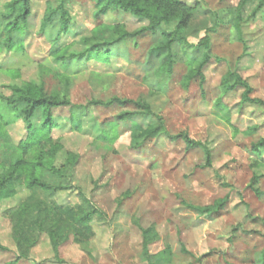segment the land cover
<instances>
[{
  "label": "rangeland",
  "instance_id": "374dc122",
  "mask_svg": "<svg viewBox=\"0 0 264 264\" xmlns=\"http://www.w3.org/2000/svg\"><path fill=\"white\" fill-rule=\"evenodd\" d=\"M10 1L0 0V14ZM59 1L31 0L27 31L20 36L25 50L0 52V94L9 95L10 86L32 83L66 94L79 107L54 112L62 127L53 138L62 139L63 153L80 155L76 187L58 193L56 200L61 206H73L80 203L83 192L104 217L94 222L90 243L80 246L71 237L57 259L44 235L30 259L17 264H149L142 230L151 227L161 240L150 252L169 249L166 264H264V149L260 156L252 153L253 145L264 139V0H183L196 9L183 34L190 47L177 49L171 76L149 58L156 39L150 32L129 38L109 63L64 64L53 58V39L41 29L49 4ZM242 4L238 31L235 24ZM67 9L71 25L59 47H69L72 53L85 51V41L94 33L108 37L109 25H123L132 34L148 26L122 12L97 17L91 0H68ZM205 38L208 50L198 49ZM206 53L210 60L203 69L205 82L196 77L186 85L193 68L190 60H201ZM235 73L253 88L251 98L263 104L241 105L240 88L224 93L225 79L233 84ZM114 97L148 103L154 117L137 122L155 124L160 117L167 134L132 149L131 125L122 124L115 131L106 126L125 109L91 105ZM74 112L83 114L80 129L69 122ZM104 130L117 136L115 142L98 140ZM7 132L16 145L26 137V125L17 121ZM185 136L201 146L187 149ZM62 159L63 154L59 163ZM255 177L260 195L252 188ZM26 195L21 189L16 197L0 200V244L6 248L0 249V264L18 257L10 212ZM222 200L227 203L212 216L189 208Z\"/></svg>",
  "mask_w": 264,
  "mask_h": 264
},
{
  "label": "trees",
  "instance_id": "16d2710c",
  "mask_svg": "<svg viewBox=\"0 0 264 264\" xmlns=\"http://www.w3.org/2000/svg\"><path fill=\"white\" fill-rule=\"evenodd\" d=\"M97 6V17L109 13L130 14L140 20L147 21L148 26L135 34L128 32L123 25L115 24L107 27L108 37H99L98 33L85 41L87 49L82 53H72L69 47L60 48L59 42L69 33L71 16L67 9L68 0H60L59 4H49L43 19L41 33L53 39L51 56L64 64L72 62H103L109 63L113 53L126 44L131 37L152 33L155 43L149 51V58L161 64V72L171 76L177 62V49L190 47L183 37L187 30L195 7L183 0H91ZM263 6V4H262ZM242 8H238V22L235 27L241 30ZM261 8V7H260ZM258 9L257 11H259ZM31 0H11L0 14V52L8 50L22 52L24 41L20 38L27 31L31 16ZM256 13V11L254 12ZM255 15V14H254ZM209 48V39H203L198 49ZM121 55V54H120ZM209 54L201 60L192 58L193 68L186 78L188 85L194 78L200 77L205 82L203 69L209 62ZM233 84L227 77L223 83L224 93L243 89L241 105L257 103L252 99L253 88L238 74ZM9 95L0 94V200L16 197L21 189L27 192L18 207L10 213L12 224L11 237L15 244L18 257L7 264H17L21 259H30L32 251L39 245L42 236L46 235L50 248L58 259L60 248L71 237L80 246L90 243L95 237L93 224L104 217L88 197L80 192V203L73 206H61L56 196L58 193L70 191L74 185L75 169L79 164L80 155L66 151L62 139H54L53 132L61 128L56 110L67 108L71 112L79 109L66 94L48 92L44 85L37 86L27 83L22 87H8ZM262 103V102H258ZM263 104V103H262ZM91 105L103 109H125L106 126L115 131L122 124L131 125V148L138 150L148 142L167 134L165 125L159 117L158 123L142 125L137 119L154 117L152 107L145 101H132L114 97L108 101H92ZM134 106L137 111L127 110ZM41 114L39 122H36ZM82 112H74L69 122L73 129H80ZM17 121L26 125V137L14 144L7 128ZM110 130V131H111ZM117 136H110L109 130L103 131L98 140L115 142ZM187 149L201 146L185 136ZM264 149V139L253 145L252 153L260 156ZM210 165V151L206 149ZM63 154L61 163L60 157ZM259 178L253 179L252 188L260 195L256 185ZM227 200L216 202L208 207L189 206L201 215L212 216L220 212ZM143 249L149 264H166L170 258V250L165 249L158 254L150 252L151 246L161 238L155 227L142 230ZM0 249L6 250L0 244Z\"/></svg>",
  "mask_w": 264,
  "mask_h": 264
}]
</instances>
